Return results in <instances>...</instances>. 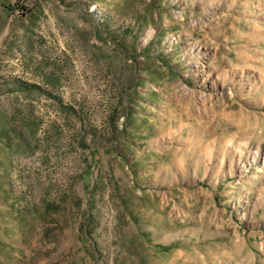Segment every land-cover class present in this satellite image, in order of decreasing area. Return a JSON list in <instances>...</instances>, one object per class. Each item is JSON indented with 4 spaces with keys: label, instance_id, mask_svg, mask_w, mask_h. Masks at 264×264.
<instances>
[{
    "label": "rangeland",
    "instance_id": "obj_1",
    "mask_svg": "<svg viewBox=\"0 0 264 264\" xmlns=\"http://www.w3.org/2000/svg\"><path fill=\"white\" fill-rule=\"evenodd\" d=\"M0 264H264V0H0Z\"/></svg>",
    "mask_w": 264,
    "mask_h": 264
}]
</instances>
